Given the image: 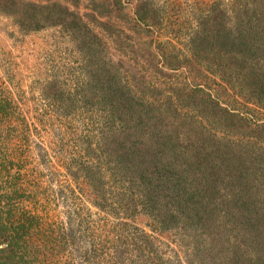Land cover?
Masks as SVG:
<instances>
[{
    "label": "trees",
    "instance_id": "trees-1",
    "mask_svg": "<svg viewBox=\"0 0 264 264\" xmlns=\"http://www.w3.org/2000/svg\"><path fill=\"white\" fill-rule=\"evenodd\" d=\"M245 1L252 19L244 27L236 16L229 29L232 38L226 43L218 28L215 51L232 58L228 72L233 78L243 76L247 93L264 108V0ZM8 5L3 11H12L14 5ZM52 6L57 11L24 5L22 13L31 16L33 29L41 28L45 19L74 33L89 29L74 14ZM140 13L135 21L144 23ZM82 33L80 38L92 39L83 46L87 55L83 66L72 78L61 75L45 82L44 90L49 92L34 121L20 109L24 94L17 98L12 90L0 87V264H189L176 252L165 250L161 240L128 222L138 217L150 220L146 226L152 232L189 228L192 218L199 220L191 226L201 239V248L193 256L196 264H264L258 249H246L247 254L242 250L257 247L260 241L259 226L238 222L251 213L234 215L240 228L233 233L226 223L214 224L217 216L209 218V211L206 224L198 218L205 210L193 204L206 200L199 191L196 196L201 199L189 198L196 182L177 177L181 174L173 167L153 158L152 144L165 145L159 136L146 142L132 129L134 111H139L134 76L127 70L121 75L108 52L95 50L100 44L97 34ZM217 65L226 75L227 66ZM208 71L214 74L213 69ZM206 94V101L213 102L211 93ZM34 138L39 143L34 145ZM32 148L39 158L33 168L36 177L26 168ZM49 152L52 160L46 161ZM198 165L199 171L205 167ZM178 168L182 172L179 164ZM44 171L50 175L48 183ZM199 184L214 187L217 183ZM58 201L63 216L50 220L47 211ZM185 209L186 214L179 212ZM193 247L197 250V244Z\"/></svg>",
    "mask_w": 264,
    "mask_h": 264
},
{
    "label": "rangeland",
    "instance_id": "rangeland-1",
    "mask_svg": "<svg viewBox=\"0 0 264 264\" xmlns=\"http://www.w3.org/2000/svg\"><path fill=\"white\" fill-rule=\"evenodd\" d=\"M8 4L14 5L12 11H3ZM29 4L44 5L51 11H57L52 6L57 4L90 30L74 33L64 26L50 25L54 21L48 19L41 28L33 29L31 16L22 13ZM246 8L250 7L245 0H0V87L12 90L17 98L24 94L20 109L34 121L41 113L37 110L44 94L49 92L44 90L45 82L61 75L72 78L87 56L84 44L92 41L80 38L82 32L97 34L100 44L95 50L108 52L121 75L127 70L134 76L139 111H134L131 126L136 136L143 135L146 142L160 137L165 145L151 143L156 153L153 158L173 167L181 174L177 177L196 182L197 189L189 198L192 202L201 199L196 196L199 191L206 202L189 204L205 210L198 214L204 224L209 211V218L217 216L214 224L220 227L226 223L234 229L231 233L240 228L238 222L259 226L258 246L242 250L247 254L258 249L264 258V108L247 93L243 76L233 78L228 72L232 58L215 51L216 30L220 29L226 43L232 38L229 29L236 16L244 27L252 19ZM138 12L146 19L144 23L135 21ZM217 64L227 66V76L220 73ZM222 77L224 82L219 79ZM206 93H211L213 102L206 101ZM41 139L47 145L44 133ZM37 143L34 138V145ZM32 152L26 168L36 177L33 168L39 163L38 151L32 148ZM48 156L45 160L51 161L50 152ZM198 163H204L202 171ZM44 174L48 183L50 175L48 171ZM204 180L217 184L200 185ZM61 203L52 204L47 211L50 220L63 216ZM179 212L186 214L187 210ZM237 212L251 215L237 222ZM198 221L192 218L189 228L155 233L146 226L151 223L148 218L128 222L161 240L166 245L163 248L179 254L181 261L196 264L193 256L201 248V239L191 226Z\"/></svg>",
    "mask_w": 264,
    "mask_h": 264
}]
</instances>
